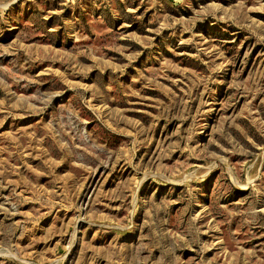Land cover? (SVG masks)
I'll use <instances>...</instances> for the list:
<instances>
[{"label": "rangeland", "instance_id": "374dc122", "mask_svg": "<svg viewBox=\"0 0 264 264\" xmlns=\"http://www.w3.org/2000/svg\"><path fill=\"white\" fill-rule=\"evenodd\" d=\"M0 264H264V0H0Z\"/></svg>", "mask_w": 264, "mask_h": 264}]
</instances>
